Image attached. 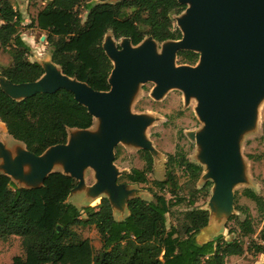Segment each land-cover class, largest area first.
<instances>
[{
  "label": "trees",
  "instance_id": "trees-1",
  "mask_svg": "<svg viewBox=\"0 0 264 264\" xmlns=\"http://www.w3.org/2000/svg\"><path fill=\"white\" fill-rule=\"evenodd\" d=\"M89 1L49 0L38 13L35 25L47 36L53 62L66 76L95 91L111 90L109 78L114 66L103 48L107 34L116 40L128 38L134 46L149 37L158 43L183 37L174 17L185 12L187 6L179 0ZM81 8L87 9L84 24ZM23 21L12 0H0V56L8 54L11 61L8 66L0 63V75L13 84L35 82L45 73L40 63L29 60L32 48L20 34ZM199 57L191 51L178 54L181 65L194 66ZM0 121L13 139L37 156L66 144L70 129L87 130L95 123L88 109L66 90L17 101L1 87ZM143 154L146 168L123 175L121 178L128 183H149L154 158L148 151ZM166 166V180L155 181L154 185L172 198L155 195L150 201L131 199L129 214L122 220H117L107 198H102L98 206L99 201L92 205L96 207L80 209L70 204L68 199L77 182L61 172L51 174L42 187L34 189L21 188L0 174V240L20 237L24 251L11 264H226L228 258L246 252L264 255V227L258 241L252 240L247 247L242 241L225 240L223 236L200 241L202 233L210 230L207 210H189L179 227H168L172 209L186 201L179 196L181 187L175 170L182 169L198 182L203 168L190 162L180 147L168 156ZM211 186L212 182H207L203 190ZM244 195L256 203L260 213L264 212V201L256 192L246 189ZM195 204V199L188 202L190 208ZM238 225L243 236L256 233L249 215ZM78 228L97 230L102 245L98 253L89 239L81 237Z\"/></svg>",
  "mask_w": 264,
  "mask_h": 264
},
{
  "label": "water",
  "instance_id": "water-1",
  "mask_svg": "<svg viewBox=\"0 0 264 264\" xmlns=\"http://www.w3.org/2000/svg\"><path fill=\"white\" fill-rule=\"evenodd\" d=\"M179 3L187 6L185 14L178 18L183 37L164 42L161 55L151 37L138 46L123 38L118 47L113 35L107 34L103 48L114 66L109 92L95 91L66 76L53 60L50 65L41 64L45 73L32 83L13 84L0 75L1 89L14 100L66 90L99 121L97 132L72 129L66 144L53 146L40 156L28 151L20 141L14 139L16 144L11 149L0 140V173L21 188L34 189L42 187L56 172L72 177L81 186L86 182L87 170L92 169L96 180L92 202L103 195L113 211L119 210L124 218L129 201L141 195L129 185L117 183L120 173L114 163L115 150L125 142L155 156L146 137L153 120L133 114L130 109L139 85L153 82L157 85L153 93L157 100L171 89L182 90L187 100H198L197 112L204 129L188 136L201 146L207 182L214 183L212 214L219 224L224 216L232 214L235 186L245 181L241 136L253 126L264 100V0ZM181 51L198 53V63L177 67ZM209 227L215 233L210 222Z\"/></svg>",
  "mask_w": 264,
  "mask_h": 264
},
{
  "label": "rangeland",
  "instance_id": "rangeland-1",
  "mask_svg": "<svg viewBox=\"0 0 264 264\" xmlns=\"http://www.w3.org/2000/svg\"><path fill=\"white\" fill-rule=\"evenodd\" d=\"M48 1L12 0L15 8L24 18L20 27V34L23 40L32 48L29 60L31 62H38L43 66L50 65L52 62V49L47 42L46 34L35 25V19ZM90 2L92 1L90 0L88 3ZM184 14L174 17L177 28L179 27L178 18ZM86 16L87 9L81 8L80 17L83 24L86 21ZM114 41L118 47L122 43V40H116L115 38ZM163 46V43L157 42V53L159 55L163 53ZM0 63L4 66L10 65L11 61L8 54L1 53ZM175 64L177 67L182 66L178 58ZM156 87L157 85L153 82L140 84L130 106L133 114L145 115L153 120L146 130V137L151 141L152 147L155 150V156L152 155L154 158V170L148 175L149 183L131 184L121 178L123 174L130 173L132 169L144 170L146 168L144 150L125 142L118 145L115 150L114 163L120 173L117 183L129 185L132 189L137 190L142 198L149 201L154 200L155 195H165L167 199H171L172 195L167 191H159L155 187L154 182L166 180L168 156L175 154L178 147H180L186 153L188 160L200 165L203 171L199 181L195 182L182 169L175 170L177 181L181 187L179 196L185 198L186 201L172 209V214L168 216V227H179L183 221L185 212L192 209H201L209 212L210 223L215 226L216 231L213 233L212 230H205L199 239L200 241L223 236L225 240L237 239L242 241L245 247L252 240L258 241V235L264 227V212H259L256 203L244 195V190H253L264 201V100L257 109L256 120L253 126L242 134L240 140V153L244 165L245 181L235 186L233 213L224 216L222 222L219 224L210 208V201L214 194V183L211 181L212 186L208 190H203L204 185L208 181L206 179L208 170L207 166L200 159L201 146L197 141H192L188 136L191 132L199 134L204 129V123L197 112L199 106L198 100L195 97H190L187 100L185 93L179 89H171L160 100H157L153 97ZM98 123L99 121L95 120L94 126L90 128V131L97 132ZM0 140L11 149L16 144L15 140L8 134L5 124L1 121ZM95 182V172L92 169H88L86 182L81 186L75 187L68 202L80 209L84 206H92L98 201L96 206L100 205L102 203L101 199L105 198L103 195L93 202L91 200V193L93 194L92 185ZM193 199L196 200V204L190 208L188 202ZM239 208L242 210L239 211ZM124 212L128 216L129 212L127 208H125ZM114 214L117 220L123 218L119 210H116ZM247 215L251 216L256 233L246 237L242 235L238 221L245 220ZM233 216H236L238 219H235ZM77 231L83 239L90 240L97 253L101 250L100 236L95 228H78ZM23 254L24 251L20 237L11 236L5 240H0V264H11L14 257L22 256ZM226 264H264V255H254L251 252H246L242 256L228 258Z\"/></svg>",
  "mask_w": 264,
  "mask_h": 264
},
{
  "label": "crops",
  "instance_id": "crops-1",
  "mask_svg": "<svg viewBox=\"0 0 264 264\" xmlns=\"http://www.w3.org/2000/svg\"><path fill=\"white\" fill-rule=\"evenodd\" d=\"M70 130H72V129H70ZM70 130H69V131H70ZM0 174H1V173H0ZM13 182L16 183L19 187H21L17 182H15V181H13ZM141 198H142V197H141ZM142 199H144V198H142ZM145 200H146V199H145ZM126 217H127V216H125L124 218H126ZM124 218H121V220L124 219Z\"/></svg>",
  "mask_w": 264,
  "mask_h": 264
}]
</instances>
